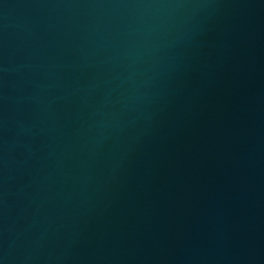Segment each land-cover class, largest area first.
Listing matches in <instances>:
<instances>
[{
	"label": "water",
	"instance_id": "water-1",
	"mask_svg": "<svg viewBox=\"0 0 264 264\" xmlns=\"http://www.w3.org/2000/svg\"><path fill=\"white\" fill-rule=\"evenodd\" d=\"M0 264H264V0H0Z\"/></svg>",
	"mask_w": 264,
	"mask_h": 264
}]
</instances>
